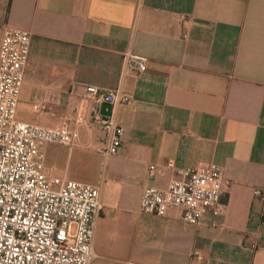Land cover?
I'll return each mask as SVG.
<instances>
[{"label": "crops", "instance_id": "0c3cea01", "mask_svg": "<svg viewBox=\"0 0 264 264\" xmlns=\"http://www.w3.org/2000/svg\"><path fill=\"white\" fill-rule=\"evenodd\" d=\"M5 24L31 36L17 118L80 134L44 147L48 172L101 186L91 264H264V0H0V43ZM125 52L146 69L124 72ZM87 86L131 98L113 105L123 142L105 160L106 102ZM169 161L219 164L222 210L198 225L141 212Z\"/></svg>", "mask_w": 264, "mask_h": 264}, {"label": "built area", "instance_id": "2783aa9c", "mask_svg": "<svg viewBox=\"0 0 264 264\" xmlns=\"http://www.w3.org/2000/svg\"><path fill=\"white\" fill-rule=\"evenodd\" d=\"M31 45L30 33L5 24L0 43V264H91L94 235L102 211L101 186L51 175L44 147H73L80 134L68 123L49 127L17 118L24 69ZM123 71L146 69L147 58L132 52L123 55ZM95 103H128L118 91L87 86ZM102 131L100 153L104 160L118 154L124 128L111 116L95 110ZM167 188L145 186L140 211L165 216L181 210V220L198 225L209 211L222 210L221 198L230 181L223 168L205 165L177 168ZM155 169L154 165L150 166ZM261 195L260 190H256ZM264 223V220H263ZM245 245L257 250L247 236ZM203 259L202 256H199Z\"/></svg>", "mask_w": 264, "mask_h": 264}, {"label": "water", "instance_id": "95a60500", "mask_svg": "<svg viewBox=\"0 0 264 264\" xmlns=\"http://www.w3.org/2000/svg\"><path fill=\"white\" fill-rule=\"evenodd\" d=\"M112 109H113V104L106 102L102 106V114L105 116H111L112 115Z\"/></svg>", "mask_w": 264, "mask_h": 264}]
</instances>
